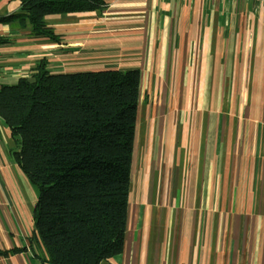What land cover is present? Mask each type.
Wrapping results in <instances>:
<instances>
[{"label":"crops","instance_id":"0c3cea01","mask_svg":"<svg viewBox=\"0 0 264 264\" xmlns=\"http://www.w3.org/2000/svg\"><path fill=\"white\" fill-rule=\"evenodd\" d=\"M19 12L0 0V86L41 60L140 72L124 247L100 264H264V0H107L46 17L58 40ZM18 150L0 119V264H49Z\"/></svg>","mask_w":264,"mask_h":264},{"label":"trees","instance_id":"16d2710c","mask_svg":"<svg viewBox=\"0 0 264 264\" xmlns=\"http://www.w3.org/2000/svg\"><path fill=\"white\" fill-rule=\"evenodd\" d=\"M13 17L58 40L45 19L106 8L107 0H18ZM140 95L137 69L50 72L44 60L0 86V119L36 192L34 239L49 264H100L124 247Z\"/></svg>","mask_w":264,"mask_h":264},{"label":"rangeland","instance_id":"374dc122","mask_svg":"<svg viewBox=\"0 0 264 264\" xmlns=\"http://www.w3.org/2000/svg\"><path fill=\"white\" fill-rule=\"evenodd\" d=\"M134 156H135V151H134V154H133V158H134ZM132 171H133V169H132Z\"/></svg>","mask_w":264,"mask_h":264}]
</instances>
